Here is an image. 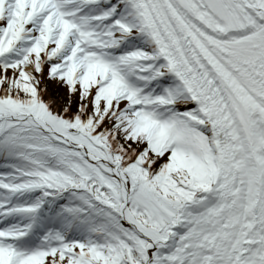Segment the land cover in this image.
<instances>
[{
    "label": "snow or ice",
    "instance_id": "1",
    "mask_svg": "<svg viewBox=\"0 0 264 264\" xmlns=\"http://www.w3.org/2000/svg\"><path fill=\"white\" fill-rule=\"evenodd\" d=\"M0 264H264V0H0Z\"/></svg>",
    "mask_w": 264,
    "mask_h": 264
}]
</instances>
